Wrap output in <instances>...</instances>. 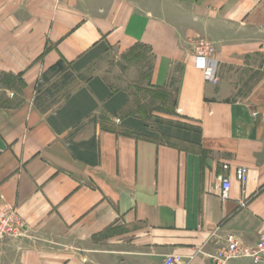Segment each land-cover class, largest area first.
I'll list each match as a JSON object with an SVG mask.
<instances>
[{
	"label": "crops",
	"instance_id": "crops-1",
	"mask_svg": "<svg viewBox=\"0 0 264 264\" xmlns=\"http://www.w3.org/2000/svg\"><path fill=\"white\" fill-rule=\"evenodd\" d=\"M198 39L214 46L216 84ZM101 46L127 61L137 101L108 92L124 96L115 113L106 97L56 130L40 88ZM140 91L171 93L169 111L151 116L198 127L200 145L118 125L146 119L120 117L150 104ZM1 203L15 208L21 237L0 243V264H212L227 234L253 246L264 233V0H0Z\"/></svg>",
	"mask_w": 264,
	"mask_h": 264
},
{
	"label": "rangeland",
	"instance_id": "rangeland-1",
	"mask_svg": "<svg viewBox=\"0 0 264 264\" xmlns=\"http://www.w3.org/2000/svg\"><path fill=\"white\" fill-rule=\"evenodd\" d=\"M105 50V47L101 46L75 64L66 65L59 70H55L48 82L40 88L39 98L42 103V108L44 111L53 109L52 112L55 115L51 116L50 119L56 127V130L62 132L64 128L75 124L83 115L90 114L100 108L103 109L100 100L106 97L107 92L115 93L121 89V91L125 92L126 90L129 92L130 98L135 102L137 101V91L131 88V83L128 82L127 76L124 75L127 61L121 58L119 61L118 59L110 57L111 53L107 52V54H104ZM102 76H106V80L111 84L105 85V87L100 80ZM138 94H141L143 100L150 104L144 107V109L136 105L127 106L123 109L120 117L122 118L132 114L133 116L136 114L141 117H146V119L142 118V121L147 126V130L144 133L153 136L157 141L164 142L161 134L163 131L169 130V128H163L168 123L164 122V120L159 121L160 115L151 116V112L153 109L158 114L169 111L171 108V93L151 95L140 91ZM126 108H129V110ZM161 122L163 123V127H160ZM117 124L122 125L123 122H117ZM70 133L66 136V139L73 149L74 145L71 137L73 132ZM170 141L174 140L171 139Z\"/></svg>",
	"mask_w": 264,
	"mask_h": 264
},
{
	"label": "built area",
	"instance_id": "built-area-1",
	"mask_svg": "<svg viewBox=\"0 0 264 264\" xmlns=\"http://www.w3.org/2000/svg\"><path fill=\"white\" fill-rule=\"evenodd\" d=\"M194 54L203 59L204 77L209 83L216 84V63L212 59L214 46L212 43L198 39L192 43ZM226 169L227 167H223ZM245 171L238 169L235 171V178L238 182L244 183ZM230 182L227 178L220 177V186L217 196L222 200L229 199ZM240 206H244L240 202ZM20 221L15 208L5 204H0V243L5 240H14L21 237ZM212 264H231L235 260L249 259L256 264H264V233H262L253 246L243 244L235 235L227 234L222 239L220 247L210 255H207ZM182 258L178 255L165 257L161 264H181Z\"/></svg>",
	"mask_w": 264,
	"mask_h": 264
},
{
	"label": "trees",
	"instance_id": "trees-1",
	"mask_svg": "<svg viewBox=\"0 0 264 264\" xmlns=\"http://www.w3.org/2000/svg\"><path fill=\"white\" fill-rule=\"evenodd\" d=\"M106 97L108 99L105 107L110 113H115V111L118 110L125 102L122 94H118L112 98V96H110V94L108 95L107 92ZM166 123L168 124H165V127L162 126V122L160 123V127L166 129L169 128L168 131H163L161 134V137H163V140L166 144L177 145L178 142H183L192 147H198L200 145V129L198 127L179 121H168ZM122 126L124 128L133 130L136 134L141 133L139 134V136L156 140L153 136H149L144 133V131L146 132L147 130V126L142 121L129 119L124 121ZM172 128L174 132L172 131ZM171 139H173L174 141H170Z\"/></svg>",
	"mask_w": 264,
	"mask_h": 264
}]
</instances>
